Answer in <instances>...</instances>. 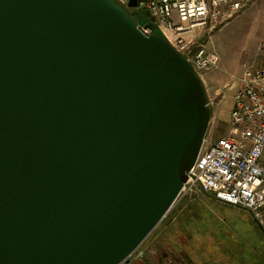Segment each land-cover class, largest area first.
Here are the masks:
<instances>
[{
	"label": "water",
	"instance_id": "1",
	"mask_svg": "<svg viewBox=\"0 0 264 264\" xmlns=\"http://www.w3.org/2000/svg\"><path fill=\"white\" fill-rule=\"evenodd\" d=\"M211 120L188 59L118 0H0V264L128 263Z\"/></svg>",
	"mask_w": 264,
	"mask_h": 264
},
{
	"label": "built area",
	"instance_id": "2",
	"mask_svg": "<svg viewBox=\"0 0 264 264\" xmlns=\"http://www.w3.org/2000/svg\"><path fill=\"white\" fill-rule=\"evenodd\" d=\"M253 0H138L153 26L140 28L160 33L201 75L218 62L204 45L194 46L184 35L195 28L214 30L245 10ZM257 68L248 69L234 95L229 133L203 148L174 206L202 201L210 194L224 204L248 213L264 228V40ZM138 250L135 254H137ZM135 256V255H134Z\"/></svg>",
	"mask_w": 264,
	"mask_h": 264
},
{
	"label": "rangeland",
	"instance_id": "3",
	"mask_svg": "<svg viewBox=\"0 0 264 264\" xmlns=\"http://www.w3.org/2000/svg\"><path fill=\"white\" fill-rule=\"evenodd\" d=\"M119 1L138 20L141 27L153 26V20L146 12L129 8V0ZM184 36L191 40L194 46L204 45L218 59L215 66L200 75L213 115V121L206 136L207 142L212 143L229 133V121H224L223 114L228 110L230 104L233 106L234 95L240 86L244 72L248 69L257 68L261 63L263 54L261 45L264 40V0H253L245 10L214 30L200 27ZM209 196L210 194H205L200 196V199L209 206L210 217L215 219H212L213 221L209 224L211 223L217 231L212 232L208 226V221L203 219L204 217L201 218L202 221H198V217L195 215L197 219H193L201 222L200 231L204 233L195 235L199 243L209 237L220 239L217 240V245L220 244V250H225L223 255L225 263L223 264H264V228L257 226L246 212L238 211L227 204L226 206L213 205L212 202H209ZM180 206L175 207L174 210L177 208L179 210ZM167 220L168 217L165 218L157 231L146 240L129 264H149V261L156 263L163 256L173 264L172 259L166 256L162 250V244L156 243L169 228ZM179 235L181 239H184L182 234L179 233ZM155 243L161 246L159 247L162 251L161 257L155 258L150 253ZM164 247L172 253L173 247L171 245H164ZM200 249L208 250L206 244L202 245ZM219 256L222 257L221 254ZM175 259L180 260L179 255H175Z\"/></svg>",
	"mask_w": 264,
	"mask_h": 264
},
{
	"label": "trees",
	"instance_id": "4",
	"mask_svg": "<svg viewBox=\"0 0 264 264\" xmlns=\"http://www.w3.org/2000/svg\"><path fill=\"white\" fill-rule=\"evenodd\" d=\"M118 2H120L118 0ZM128 10V9H127ZM129 12V11H128ZM130 13V12H129ZM131 15V14H130ZM132 16V15H131ZM133 17V16H132ZM137 22L138 20L133 17ZM139 23V22H138ZM140 25V24H139ZM158 33V32H156ZM160 34V33H159ZM193 213V210L191 208L185 209L183 212H180L178 208L176 210L172 209L169 214L165 217H168L167 224L169 225V228L166 232V234L158 239L156 243L160 242L162 245V250L166 253V256H169L173 264H223L225 263L223 257L225 250H220V244L217 245V240L213 237L205 238L201 243L196 239V234H204L202 231L199 232L201 220H194L193 218L197 219L196 216ZM164 218V220H165ZM164 220L160 223V225L164 222ZM215 220V219H213ZM166 224V225H167ZM209 224V223H208ZM159 225V226H160ZM158 226V227H159ZM210 230L215 233L216 228L213 225H208ZM158 227L155 229V231L152 233L154 234ZM184 236V239H181V236ZM151 234V235H152ZM150 235V236H151ZM221 242V241H220ZM156 243L152 246L151 254L156 258L161 255V246L156 245ZM206 244L208 250L205 251V249H200L202 245ZM144 245V244H143ZM143 245L141 247H143ZM164 245H171L173 247L172 253L169 252L168 249H164ZM200 246V248H199ZM204 251V252H202ZM221 254L222 257L219 256ZM175 255H179L180 260L175 259ZM134 257V256H133ZM133 257L130 258L129 264L132 262ZM161 257V256H160ZM162 259L156 263L148 262L149 264H171L168 259H165V256L161 257ZM224 258V259H223Z\"/></svg>",
	"mask_w": 264,
	"mask_h": 264
},
{
	"label": "crops",
	"instance_id": "5",
	"mask_svg": "<svg viewBox=\"0 0 264 264\" xmlns=\"http://www.w3.org/2000/svg\"><path fill=\"white\" fill-rule=\"evenodd\" d=\"M231 104L229 105V108L227 111H225V113L223 114V118H224V121L228 122L229 121V118H230V112H231ZM213 121V115H212V120L211 122ZM209 202L215 206L217 205H223V206H226V204L222 203V202H219V201H215L214 198L212 196H209ZM188 208H191L193 210V213L194 215H196L198 217V220H201V218L203 219H206L209 222L213 221L212 217H210V213H209V206L207 205V203H204L203 201H198V202H194L193 204H189L187 206H180V212H183L185 209L187 210ZM199 212H201V214H199ZM211 225V223H210ZM200 231V229H199ZM201 232V231H200Z\"/></svg>",
	"mask_w": 264,
	"mask_h": 264
}]
</instances>
